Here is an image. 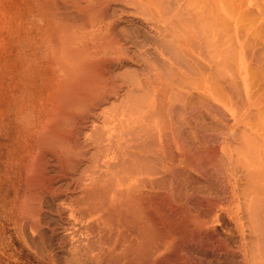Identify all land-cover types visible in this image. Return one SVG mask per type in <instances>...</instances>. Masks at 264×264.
<instances>
[{"label": "bare ground", "instance_id": "bare-ground-1", "mask_svg": "<svg viewBox=\"0 0 264 264\" xmlns=\"http://www.w3.org/2000/svg\"><path fill=\"white\" fill-rule=\"evenodd\" d=\"M194 98L229 104L218 142L183 136ZM0 138L15 239L147 264L224 217L264 264V0H0Z\"/></svg>", "mask_w": 264, "mask_h": 264}, {"label": "rangeland", "instance_id": "rangeland-1", "mask_svg": "<svg viewBox=\"0 0 264 264\" xmlns=\"http://www.w3.org/2000/svg\"><path fill=\"white\" fill-rule=\"evenodd\" d=\"M19 54L21 55V53H19ZM254 55H256V56H254ZM251 56H252L251 57L252 58V61H255L256 62V60H257L256 58L258 57V53L257 52H254V54H252ZM253 56H254V59H253ZM198 64L200 65V63H198ZM193 67H194V69H193ZM193 67H192V69H193L192 72L193 71H197L196 66L193 65ZM231 92H232V90H231ZM232 93H234V92H232ZM194 101H196V102H194ZM197 101H198V99L197 100L195 99L192 102L193 105H194V106H192V108H194V110H192V108L190 109V107H189V109H190L189 110V114L191 113V115H193L191 117H193L194 120H195L194 121V120H192L193 118H189L190 119L189 126L191 127V125H192V127H193V128L191 127V130H193V131H190L191 135L187 134V132H188V131H186L187 129L184 127V125L182 127L180 123H178L177 128H180L181 127L182 129L180 128L179 129L180 131L178 130V133L181 134V136H182V132H185L186 131L184 133L185 135H183V136L186 137L188 135V137H190V138L187 137L189 143L191 142V139H192V141L196 142V138H199L200 136L201 137L199 139H201L204 142H206L207 145L208 144H211V142L213 144L214 141H217L218 142V140H220L222 137L225 136L224 135L225 134L224 129L221 130L222 127H223L222 126V123H225L227 121H231V119H232L231 118L232 116L228 113V111L225 108V106L227 107V106H229V104L228 103H224L222 101L219 104L215 100L209 99V100H206V101L203 100L204 102L202 100H200V102L202 101L201 102L202 105L200 107H198L200 104L198 105ZM194 103L197 105V109H195V106L196 105ZM208 103H209V105H207ZM212 103H215V104H212ZM217 103L219 105H221L220 107L223 108V109H225V110H221L220 111L221 108L218 107V104ZM214 105H216V106H214ZM217 107H218V109H217ZM176 108L178 110L177 112H179L180 111V105H176ZM191 110H192V112H191ZM198 110H202L203 112L198 111ZM223 111H225L224 113L228 115V118H227L228 120L226 119L227 121L225 120L226 117L224 118V116H227V115H224ZM179 113H177V114H179ZM197 113H202L201 114V117H204L205 120L207 118V120H206L207 123H205V121L203 122V120H204L203 118H202V122L200 124L198 122H196L197 121L196 120ZM203 113H205L206 116H204ZM199 116H200V114H199ZM199 116L197 117V119L200 122ZM177 117H178V115H177ZM191 120L194 121V122H192ZM211 120L214 121L213 122L214 124L211 123L212 122ZM224 120H225V122H224ZM215 121H216V125H215ZM217 121H219V122L223 121V122L221 124L219 123L220 125L219 124L217 125ZM192 123H195L196 125H193ZM227 123H229V122H227ZM201 124H203V125L201 126ZM206 124H208L207 127H206ZM211 124H213V125H211ZM198 125L201 126V127H199ZM197 126L200 128V129L198 128V130H200V131L197 130ZM204 126L207 129L210 128V127H212V126H215V127L214 128L212 127L211 129H208L209 131L206 129L208 131L206 133V130L204 129ZM216 126H217V128L219 127V129L221 128L220 129L221 131L218 132V129L215 130L216 129ZM202 127H203L204 130L201 129ZM194 128L200 134L198 133V135H197L196 132H194L195 131ZM215 131L218 132V133H221V132L224 131V134L222 133L223 135L221 137V134L219 135ZM201 132H203V133H201ZM192 133L195 134V135H193ZM201 134H204V135L202 136ZM193 138H195V139H193ZM204 138H206L207 140L204 139ZM217 138H218V140H217ZM194 142H192V145H193ZM214 143H216V142H214ZM4 146H5V143L3 142V139L0 138V151L1 152L4 151V149H5ZM2 157H3V159L6 160L7 157H8L7 153H4L0 157V160L2 159ZM3 166H4V162L2 161V162H0V170L3 168ZM207 172L206 173L205 172L199 173L198 176H200V174H202L203 176L201 175L202 177L201 176L199 177L200 179H199V181L197 180L198 182L197 181H195L196 183L195 182H192V184L190 183L191 186H189V184H186V181L183 178V176L180 173V171H174L175 174L173 173V175H172V176H174L173 177L174 179L172 178V183L175 184V182L178 181L177 183H178V185L180 183V187H181V184L182 185L184 184L183 189H184V187L185 188H187V187L189 188L190 187L192 189V193H194L193 194L194 196H196L195 194H197V192L194 191V188L197 191V188L199 189L200 188V185H202V186L204 185V187H202V188L208 189V191L200 188L199 189L200 192H198V195L200 193L202 194V192H209V191H211V189L213 188V186H215L212 189V191L209 192V193L213 194L215 192V190L217 191V185H218V183H220V177L218 175H216L215 173H213V172L210 173L211 171L208 172V174H207ZM204 173L207 174V175L205 176ZM177 175H179V176L177 177ZM179 177L180 178L182 177V178L180 179ZM195 178H196V175H195L194 179ZM201 178L203 180H205L204 183L202 182L203 184L199 183V182L203 181V180H201ZM175 179H177V180H175ZM183 180H184V182H182ZM177 183H176V185H177ZM198 183H199V186L198 187L195 186ZM185 184H186V186L187 185L188 186L186 187ZM221 185H222V183H221ZM177 186H176V188L178 189L179 186L178 187ZM193 186H195V187H193ZM201 190H203V191H201ZM223 190H224V186H223ZM5 191L7 193H10V195H12L11 187L7 183L2 188V196H3V194L5 196V193H6ZM189 197L191 198V196H189ZM192 198H193V196H192ZM191 199H189V201H191ZM193 199H192V201H193ZM195 199H197V198L195 197ZM0 201L3 203L4 199L2 198ZM2 210L3 209H2V207L0 205V214H1V211ZM0 217L2 219L3 218V215H0ZM225 219L226 218H224V217L222 218V221L220 219L221 222L219 221L218 223H216L215 224L216 226L215 225L214 226L210 225L211 224V222H210L208 224L209 228H207V229L206 228H200V231L194 229V231H196V232H194V233L193 232H190L191 234L192 233L193 234L192 235L189 234V236L187 235L188 237H185V235L177 237L176 238L177 241H176V239L174 240L176 242H173L172 243L173 246H171V245L169 246L170 248H169L168 251H166L167 253L165 252V254L157 255L154 259L150 260L148 263L149 264H249V262L247 261V257H246V256L249 255L248 252L246 251L247 248L246 247H244L245 249L244 248H241V245L238 244L237 238L235 239V236L236 235L233 234V233H232L233 235L231 234L232 231L229 228V224L225 222V221H227V219L226 220ZM210 226H212V227H210ZM217 226L220 227V230H218L219 228ZM221 226H222V228H221ZM0 227H1L0 228V244H2V245H0V248H1L0 249V264H57V263L59 264V262H61L62 264H65V263L66 264H72V263L74 264L75 262L77 264H91V263L88 262V260H87L88 263L86 261L84 262V260H85L84 257H83V259H81L82 256H84L83 254H85V252L82 253V254H80V256H79V253H76L75 254V253H72L70 251L68 252L67 251L68 249L67 248H64L63 246H61L60 244H58L55 238H53V239L51 237H50L51 239L50 238H45L44 244L41 243L39 240H35V241H38V242H36L37 247H36V245L34 246L35 241L32 242V243H28V244H30V247H29V245L27 243H25L24 240L21 237H18V238L15 239L14 237L11 236V234L9 232L5 231L2 228V225L1 224H0ZM203 229L205 230L204 233L202 232ZM221 229H222V231H221ZM216 230H218L219 232H217ZM198 232L200 234H198ZM47 236L48 235H45V237H47ZM245 239H248L247 236H246ZM1 240H3L4 242L3 241L1 242ZM54 242H55V244H58V246H56L54 244ZM48 243H49V245H48ZM31 245L34 248H31L32 247ZM41 247L43 249L44 248L45 249L43 250V249H41ZM53 247L54 248H57V249L60 248L59 249L60 252L57 249H54ZM36 248H38V250L40 252ZM56 250H57V253L58 254H61L62 256L61 255H58L57 253H54V252H56ZM43 251L45 253H43ZM49 252H50V255H49ZM46 253L48 254L49 258L46 257ZM77 254H78V256H76ZM53 256L54 257L57 256V259H55ZM142 264H146V263L144 262Z\"/></svg>", "mask_w": 264, "mask_h": 264}]
</instances>
